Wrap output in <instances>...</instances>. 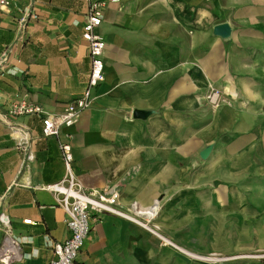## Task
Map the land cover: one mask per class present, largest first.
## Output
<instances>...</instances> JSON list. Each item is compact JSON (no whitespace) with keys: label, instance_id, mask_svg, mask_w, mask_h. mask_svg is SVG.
<instances>
[{"label":"crops","instance_id":"1","mask_svg":"<svg viewBox=\"0 0 264 264\" xmlns=\"http://www.w3.org/2000/svg\"><path fill=\"white\" fill-rule=\"evenodd\" d=\"M97 1L107 2L97 30L105 80L73 125L46 138L38 116L10 109L27 98L54 117L82 95L83 32ZM221 24L227 38L215 33ZM66 140L87 191L117 189L123 209L158 205L162 235L230 258L215 264L255 261L264 252V0H18L0 11V213L21 243L15 264H47L51 245L70 237L66 211L42 188L65 178ZM90 223L82 264H209L114 215L92 213Z\"/></svg>","mask_w":264,"mask_h":264},{"label":"built area","instance_id":"2","mask_svg":"<svg viewBox=\"0 0 264 264\" xmlns=\"http://www.w3.org/2000/svg\"><path fill=\"white\" fill-rule=\"evenodd\" d=\"M18 0H0V11H6ZM106 1H97L90 4L87 22L84 27L83 39L88 43L91 59V71L88 84L82 95L70 102L65 111L57 116H45L41 107L29 102L27 98L15 102L10 114L14 116H38L43 123V136L46 138L59 137L62 127L73 125L79 116L88 110L93 103V90L105 80V64L103 60L106 43L97 33L104 17ZM209 102L218 107L221 97L218 90H212L208 96ZM60 150L66 169L65 178L42 188L57 197L59 205L66 211V224L70 230V237L63 243H53L52 251L55 259L47 264H82L79 255L84 245V240L91 230L92 213L110 214L122 218L157 237L161 244L170 247L185 255L191 260L215 264L230 260L220 255H198L183 249L175 242L162 235L161 230L153 223L158 214V205L143 208L138 203H132L128 209L120 206V193L117 189L103 192L96 190L87 191L77 177L73 162L72 145L68 140L60 142ZM30 221H25L29 224ZM0 229L3 240L0 244V264H15L22 260L21 243L12 233V226L6 214L0 213ZM252 259L264 260V253L249 256Z\"/></svg>","mask_w":264,"mask_h":264},{"label":"water","instance_id":"3","mask_svg":"<svg viewBox=\"0 0 264 264\" xmlns=\"http://www.w3.org/2000/svg\"><path fill=\"white\" fill-rule=\"evenodd\" d=\"M215 33L216 35L222 37V38H227L230 35V27L227 24H221L218 25L215 29ZM147 117V113L145 111H135L134 113V118L136 119H145ZM212 147H208L207 149H205L202 153H201V157L203 159H206L209 155V153L211 152Z\"/></svg>","mask_w":264,"mask_h":264},{"label":"rangeland","instance_id":"4","mask_svg":"<svg viewBox=\"0 0 264 264\" xmlns=\"http://www.w3.org/2000/svg\"><path fill=\"white\" fill-rule=\"evenodd\" d=\"M253 260L259 261V262L252 261V263H249V264H264V260H262V259H253Z\"/></svg>","mask_w":264,"mask_h":264}]
</instances>
